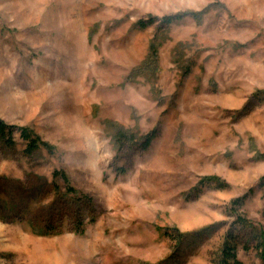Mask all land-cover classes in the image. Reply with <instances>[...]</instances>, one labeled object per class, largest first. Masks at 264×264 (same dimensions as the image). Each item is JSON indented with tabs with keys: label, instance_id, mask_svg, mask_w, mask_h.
Instances as JSON below:
<instances>
[{
	"label": "rangeland",
	"instance_id": "rangeland-1",
	"mask_svg": "<svg viewBox=\"0 0 264 264\" xmlns=\"http://www.w3.org/2000/svg\"><path fill=\"white\" fill-rule=\"evenodd\" d=\"M0 121V264H264V0H0Z\"/></svg>",
	"mask_w": 264,
	"mask_h": 264
},
{
	"label": "trees",
	"instance_id": "trees-1",
	"mask_svg": "<svg viewBox=\"0 0 264 264\" xmlns=\"http://www.w3.org/2000/svg\"><path fill=\"white\" fill-rule=\"evenodd\" d=\"M141 26L146 25L141 24ZM8 131L9 127L4 122L0 121V136H7ZM21 134L22 138L28 142L27 151L29 153H33L34 151L40 149L43 146L42 141L38 137H35L29 129H22ZM152 141L153 138L148 137L144 143L145 147H149ZM63 178L65 179L64 175ZM215 180V178L208 179L206 183H215ZM262 185H264V180L262 181ZM236 203L239 204L240 202ZM262 257L264 258V254ZM219 264H243L237 256V244L235 238L232 235H229L225 241V244L220 253Z\"/></svg>",
	"mask_w": 264,
	"mask_h": 264
}]
</instances>
